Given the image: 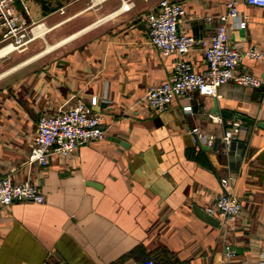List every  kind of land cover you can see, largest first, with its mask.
Masks as SVG:
<instances>
[{
    "label": "crops",
    "instance_id": "0c3cea01",
    "mask_svg": "<svg viewBox=\"0 0 264 264\" xmlns=\"http://www.w3.org/2000/svg\"><path fill=\"white\" fill-rule=\"evenodd\" d=\"M159 1L29 0L44 22L31 46L45 39L46 47L0 57V177L33 180L46 202L20 199L4 209L0 264H261L264 84L229 80L221 97L177 96L153 110L150 86L170 79L181 57L149 40L147 14ZM177 1L187 7L180 29L197 35H212L227 10L226 0ZM240 10L248 24L230 23L232 43L264 50V6L242 1ZM184 57L207 68L201 49ZM240 68L264 79V60L246 58ZM95 95L106 137L54 154L46 166L31 162L41 114ZM237 120L243 128L227 149L221 138ZM195 126L217 141L196 143ZM228 175L237 178L242 212L213 224L198 210L215 201Z\"/></svg>",
    "mask_w": 264,
    "mask_h": 264
},
{
    "label": "built area",
    "instance_id": "2783aa9c",
    "mask_svg": "<svg viewBox=\"0 0 264 264\" xmlns=\"http://www.w3.org/2000/svg\"><path fill=\"white\" fill-rule=\"evenodd\" d=\"M242 1L264 6V0H226L227 10L220 15L216 31L209 36L180 29V22L187 14V7L182 1L160 0L148 12L149 40L165 55H181L175 63L171 78L150 86L146 101L153 110L167 109L177 96H193L199 93L221 97V87L229 80L255 87L264 84L260 75L240 68L246 58L264 60V50L255 46L242 49L232 43L229 35L231 22L238 21L242 27L248 24L240 10ZM132 4L125 1L124 8H130ZM31 11L29 0H0V57L28 48V44L40 36L44 26L43 19L33 17ZM195 49L204 52L207 62L205 70L196 69L184 57V54ZM97 101L96 95L91 98V102L80 98L75 104L56 113L41 114L29 160L46 166L54 154L67 156L75 153L87 142L105 138L106 117L94 108ZM242 128V121L237 120L225 129L221 139L227 149H230L236 134ZM191 131L196 143L205 137L209 144H214L218 138L215 134H204L199 126L193 127ZM236 180L234 175L222 177V191L206 208L210 214L226 220H235L241 214L243 203L232 189ZM20 199L44 203L46 195L40 185L29 178L17 181L11 174L1 176L0 222L4 209ZM234 254V251H228L226 256L231 257ZM141 264L155 262L148 259ZM261 264H264V248Z\"/></svg>",
    "mask_w": 264,
    "mask_h": 264
},
{
    "label": "water",
    "instance_id": "95a60500",
    "mask_svg": "<svg viewBox=\"0 0 264 264\" xmlns=\"http://www.w3.org/2000/svg\"><path fill=\"white\" fill-rule=\"evenodd\" d=\"M224 114L228 115V116H231L232 114L230 112H227V111H224ZM237 118H240L242 120H246V121H249V122H254L255 119L245 115V114H238L237 115ZM259 125L263 126L264 127V121H259ZM199 214L201 216H203V218H205L206 220H208L209 222L213 223V224H219L220 222V219L213 215V214H210L207 210L203 209V208H199Z\"/></svg>",
    "mask_w": 264,
    "mask_h": 264
},
{
    "label": "rangeland",
    "instance_id": "374dc122",
    "mask_svg": "<svg viewBox=\"0 0 264 264\" xmlns=\"http://www.w3.org/2000/svg\"><path fill=\"white\" fill-rule=\"evenodd\" d=\"M39 40H41L40 41V43L38 44V46H34V48L31 46V44L33 43H29L28 44V48H26V49H24V50H22V51H19V52H24V53H28L29 51L30 52H32V51H41V50H43V49H45V45H46V40L45 39H39ZM16 51H18V50H16ZM37 53V52H36Z\"/></svg>",
    "mask_w": 264,
    "mask_h": 264
},
{
    "label": "bare ground",
    "instance_id": "6f19581e",
    "mask_svg": "<svg viewBox=\"0 0 264 264\" xmlns=\"http://www.w3.org/2000/svg\"><path fill=\"white\" fill-rule=\"evenodd\" d=\"M3 52V51H2ZM1 53V52H0Z\"/></svg>",
    "mask_w": 264,
    "mask_h": 264
}]
</instances>
